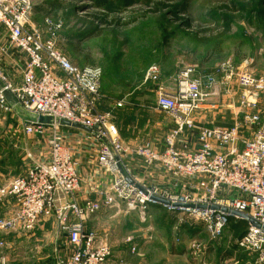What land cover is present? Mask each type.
Instances as JSON below:
<instances>
[{
	"label": "built area",
	"instance_id": "obj_1",
	"mask_svg": "<svg viewBox=\"0 0 264 264\" xmlns=\"http://www.w3.org/2000/svg\"><path fill=\"white\" fill-rule=\"evenodd\" d=\"M33 5L34 0H0V35L6 42H0V56L8 57L10 48L16 49L17 55L8 59L11 72L7 75L0 63V108L11 111L3 95L7 90L22 110L50 117L52 123L27 120L23 125L26 135L43 138L38 150L42 153L33 154L22 173L0 186V202L10 205L0 214V231L17 227L32 231L44 214L53 217L66 236L58 264H106L112 256L111 246L94 229H88L87 222L101 209L121 207L125 212H136L146 224L149 206L159 203L155 198H162L178 204L166 206L178 214V221L203 227L210 239H218L231 221L242 219L223 208L255 221L258 225L243 219L247 227L234 243L264 261V118L252 112L255 94L264 92V75H255L245 66L235 69L225 65L221 82L229 86L234 81L242 89L235 108L242 114L229 126H204L195 122L194 114L206 104L205 89L214 80L208 76L202 82L192 75V65H186L173 86L157 82L154 90L156 109L172 123L164 135L163 148L149 141L125 145L112 112L96 107L100 67L73 64L51 39H44L40 31L29 26ZM44 24L51 31L60 27L48 17ZM160 75V68L151 65L146 78L156 81ZM125 103L122 98L114 105ZM61 120L91 131L92 176H108L93 190V199L80 197L82 159L61 132ZM192 133L194 146L189 142ZM129 152L151 168L153 175L159 172L174 181L182 180L180 191L172 193L155 181L131 178L126 164ZM199 247L197 238L187 242L188 251Z\"/></svg>",
	"mask_w": 264,
	"mask_h": 264
},
{
	"label": "rangeland",
	"instance_id": "obj_2",
	"mask_svg": "<svg viewBox=\"0 0 264 264\" xmlns=\"http://www.w3.org/2000/svg\"><path fill=\"white\" fill-rule=\"evenodd\" d=\"M47 17L60 27L49 30L44 24ZM29 26L40 31L44 39H51L73 64L100 67L101 90L96 107L112 112L120 137L129 142L162 136L161 125L167 120L155 109L156 84L173 86L179 70L186 65H192V75L202 82L208 76L214 80L205 89V102L216 109L203 112L211 126L232 125L242 114L235 111L242 89L234 81L229 86L221 82L225 65L235 69L245 66L255 75H264V0H190L181 20L173 18L169 9L145 14L136 3L113 14L107 12L106 6L97 7L93 0H34ZM213 48L218 50L209 55ZM151 65L160 68L156 81L146 78ZM6 71L2 69L4 74ZM254 97L252 112L264 118V92ZM122 98L127 103L115 107ZM14 119L0 120V141L3 131L14 130ZM16 136L0 153V161H5L1 173L11 172L6 176L8 180L26 168L18 163L20 156L28 165L44 141L39 135H26L20 146ZM4 182L0 179V183ZM138 218L136 213L120 207L99 210L87 222L111 246L110 264H264L255 252L230 254L235 238L229 231L216 240L217 245L205 248L208 234L203 227L201 235L191 237L199 239L196 251L183 246V254L174 255L170 252L172 242L176 236L181 240L186 237L176 233L180 221L171 227L165 216H157L149 224ZM65 239L54 218L43 214L32 231L18 227L0 231V264H58L66 248ZM218 254L225 258L219 260Z\"/></svg>",
	"mask_w": 264,
	"mask_h": 264
},
{
	"label": "crops",
	"instance_id": "obj_3",
	"mask_svg": "<svg viewBox=\"0 0 264 264\" xmlns=\"http://www.w3.org/2000/svg\"><path fill=\"white\" fill-rule=\"evenodd\" d=\"M0 42H4V36L3 35H0ZM4 44L6 45V42H4ZM15 52H16V49L10 48V49H8V53H10L8 55V57L6 55L0 56V63H2L1 64V68L4 71L7 70L6 73H10L11 72L8 69V67H9V65H8L9 62L8 61L10 59H12L13 57L17 56ZM17 76H18V73H17ZM162 84L165 85L164 83H162ZM154 97H155V94H154ZM6 103L10 106V104L7 101H6ZM154 103H155V99H154ZM10 107H11V111H9V112H2V110H0V120H2L3 122H4V120H6L8 118L15 117V119H14L15 120L14 130H7V133H5L3 131V134H2V137H1L3 139L0 141V153H4V149L7 148L6 146L9 145V143H13V141L17 137L16 134L18 135V143L20 144V146H23L21 144V141L23 140L22 136H26V134L23 131V125H24V123H26V121L28 119L26 117H24L22 115V113H20V112L18 113L16 111H14L12 106H10ZM17 107H19V106L17 105ZM117 108H119V107H117ZM155 109H156V107H155ZM214 110L215 109H213L212 106L210 107L208 103L207 104H203L201 106V108L199 109V111H196V113L194 114L195 122L197 124H199V125L211 126V125H209V124H211L210 123V119H206L207 117L204 115L203 112H214ZM158 112H159L160 115L164 116L166 118V120H167L166 123H163L161 125V128H162V133L161 134H162V136H159V138L155 137V138H152V139H143L142 141H149L154 146L159 147V148H163V146H164V141H163L164 140V135L171 128L172 123H171V121H170L168 116H166L165 114L161 113L160 111H158ZM225 126H229V125H225ZM59 128H60L62 133L67 135L68 141H70L71 144L74 145L76 151L78 152V154L80 155V158L82 159L81 168H80V174H81V178H82L81 182H80L81 188H80V191H79L80 197L82 199H85V198L93 199L96 196L93 190L98 187V184L101 181L107 179L108 176L105 175L103 177H98L95 174L92 176V173H91V167L92 166H91V164L94 163V147H92L91 144L88 141V139H90L91 131L89 129H87V128L80 127V126H68V125H61V124H60ZM16 130H17V133H16ZM118 131H119V129H118ZM119 136H120V134H119ZM190 137H191L190 140H189V142H191L190 145L194 146V142H195L194 138L195 137L194 136H190ZM121 140L123 141V143L125 145H129V146H133V145L141 142V141L129 142V141H126L123 138H121ZM12 146H13V144H12ZM41 153L42 152H39V151L35 152L34 151L35 157L37 156V154L41 155ZM23 160H26L25 157L24 156L23 157L20 156L18 163L22 164L24 166H27V164H26L27 162L23 161ZM4 163H5V161H0V168H2V165ZM126 164H127V167L129 168V172H130L129 174L131 175V178H134L136 180L137 179L138 180H146L147 179V180L155 181L163 189H167V190H169L172 193H177L181 189V183L183 182L182 180L179 181V180L175 179V181H174L173 179L168 178L167 176L159 174V172H157L156 176L153 175V170L151 168H149V167H145L139 161V159L135 158V156L132 153L127 155ZM3 168H5V164L3 165ZM21 169L22 168H20L19 171ZM1 171L2 170L0 169V179L3 178V182H4V181L8 180V178L6 176L10 175L11 172L9 171L8 174L5 175V174L1 173ZM23 171H24V169H23ZM6 182H4L3 184H5ZM0 184H2V183H0ZM8 207H10L9 202H0V214L3 213ZM112 209H115V208H111V209H107V210L106 209H101V210L108 211V210H112ZM132 212H134V211H132ZM148 212L150 214V219L148 221V224L150 222L153 223L157 216L168 217L167 220L171 224V227H172L173 222L178 220V218H177L178 214L177 213H175L174 211L169 210L168 208H166V206H164L162 204H159V203L151 204L149 206V208H148ZM134 213H136V212H134ZM94 218H95V216L92 217L89 221L93 220ZM230 226L231 225H229L224 231L225 232L229 231L231 233V235H232V231L230 230ZM87 228L88 229H92V228L88 227V223H87ZM200 228L201 227L199 225L190 224L188 222H179L176 233L177 234H180V233L185 234L186 237L184 239H186V240H184V239L181 240L179 238V236L178 237L176 236L175 241H174L175 243L172 242V246H170V252L172 254H174V255L183 254V248L182 247L185 246V248H187V242L189 241V239L191 237H193V236L196 237L197 234H200V232H201ZM224 231H223V234H224ZM205 238H208V243L205 244V248L210 249L211 246L214 247V243L217 245V241H216L217 239H210V237L208 235L205 236ZM197 240H199V239H197ZM176 242L177 243L179 242L178 246L176 245ZM233 245L234 244H232V248L229 249L230 250V252H229L230 254H232V252H237V251H239V252L243 251L244 252V250L238 248L236 245H235L236 247L233 248ZM217 248H219V246H217ZM239 252L236 253V254H240ZM217 257H218L219 260L222 257L225 258V256L222 255V254H218ZM223 260H225V259H223ZM116 262L117 261H114V263H116ZM106 264H110V263L107 261Z\"/></svg>",
	"mask_w": 264,
	"mask_h": 264
},
{
	"label": "trees",
	"instance_id": "obj_4",
	"mask_svg": "<svg viewBox=\"0 0 264 264\" xmlns=\"http://www.w3.org/2000/svg\"><path fill=\"white\" fill-rule=\"evenodd\" d=\"M94 4L97 7H104L106 6L108 13H119L124 8L125 5H129L131 3L139 4L141 8L144 9V13H156L160 11L161 9H169L171 12V15L176 20H181L182 15L186 14L188 10V5L190 0H93ZM57 3V2H56ZM224 7V6H222ZM36 10L44 11L45 13H48L44 10H40L39 8H36ZM232 10H236V8L232 7ZM185 26L188 27L189 24L185 20ZM217 48H213V51H209V55L212 53H215L217 51ZM230 230L232 231V236L236 239L244 232V230L247 227V222L243 219H238L236 221L230 222ZM236 247L235 243L233 245V248Z\"/></svg>",
	"mask_w": 264,
	"mask_h": 264
},
{
	"label": "water",
	"instance_id": "obj_5",
	"mask_svg": "<svg viewBox=\"0 0 264 264\" xmlns=\"http://www.w3.org/2000/svg\"><path fill=\"white\" fill-rule=\"evenodd\" d=\"M3 95L5 97V100L10 104V106H12V108L14 109V111L16 112H20L22 113V115L24 117H26L28 120H32L36 123H41V124H51L52 123V119L50 117H42L40 115H34V114H31V113H28L24 110H22L20 107H17V105L15 104V101L13 99V97L11 96V94L7 91V90H3ZM59 124L61 125H68V126H80V127H83L79 124H76V123H70L68 121H65V120H61L58 122ZM126 179L128 181H130V179L128 177H126ZM155 201L161 203L162 205L164 206H169V205H172V206H176L178 204H175V203H169V201L165 200V199H162V198H155ZM225 211H228L231 215L232 214H235L237 215L238 217H241L242 219H245L246 221H248L250 224L252 225H258L255 221L249 219L248 217H246L245 215L241 214V213H238V212H235V211H229L225 208H223Z\"/></svg>",
	"mask_w": 264,
	"mask_h": 264
}]
</instances>
